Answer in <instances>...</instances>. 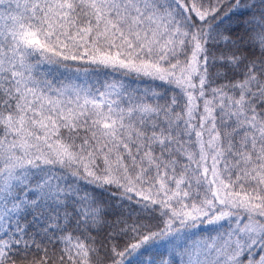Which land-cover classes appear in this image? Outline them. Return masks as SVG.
Segmentation results:
<instances>
[{
  "label": "snow or ice",
  "instance_id": "obj_1",
  "mask_svg": "<svg viewBox=\"0 0 264 264\" xmlns=\"http://www.w3.org/2000/svg\"><path fill=\"white\" fill-rule=\"evenodd\" d=\"M0 264H264V0H0Z\"/></svg>",
  "mask_w": 264,
  "mask_h": 264
}]
</instances>
